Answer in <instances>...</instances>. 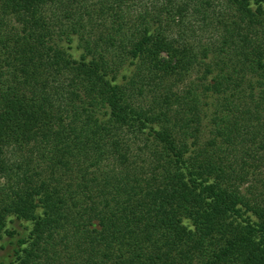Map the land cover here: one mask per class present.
I'll use <instances>...</instances> for the list:
<instances>
[{"label":"trees","instance_id":"1","mask_svg":"<svg viewBox=\"0 0 264 264\" xmlns=\"http://www.w3.org/2000/svg\"><path fill=\"white\" fill-rule=\"evenodd\" d=\"M6 245L264 264V0H0Z\"/></svg>","mask_w":264,"mask_h":264},{"label":"rangeland","instance_id":"2","mask_svg":"<svg viewBox=\"0 0 264 264\" xmlns=\"http://www.w3.org/2000/svg\"><path fill=\"white\" fill-rule=\"evenodd\" d=\"M203 37H205V33H202ZM74 47H76V43L74 44ZM78 55V52H75L74 53V56H77ZM198 73L197 71H194L191 75V78L197 76ZM10 252V247L9 245H6V247L2 250H0V264H8L9 262V258H8V254Z\"/></svg>","mask_w":264,"mask_h":264}]
</instances>
